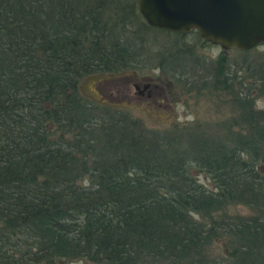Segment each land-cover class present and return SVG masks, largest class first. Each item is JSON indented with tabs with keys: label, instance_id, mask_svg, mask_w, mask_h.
<instances>
[{
	"label": "trees",
	"instance_id": "obj_1",
	"mask_svg": "<svg viewBox=\"0 0 264 264\" xmlns=\"http://www.w3.org/2000/svg\"><path fill=\"white\" fill-rule=\"evenodd\" d=\"M106 2L0 0V264H264L263 59L204 69L234 102L226 134L145 131L79 94L133 55Z\"/></svg>",
	"mask_w": 264,
	"mask_h": 264
},
{
	"label": "rangeland",
	"instance_id": "obj_2",
	"mask_svg": "<svg viewBox=\"0 0 264 264\" xmlns=\"http://www.w3.org/2000/svg\"><path fill=\"white\" fill-rule=\"evenodd\" d=\"M106 4L109 11H118V18L124 22L120 32L118 28L116 32L120 34L119 40L127 45L134 56L129 58V65L120 71L83 77L78 88L80 96L97 107H110L113 109L111 112L119 117L122 116L119 114L126 113L129 123H134V126L139 124L145 131L170 132L178 125L186 131L185 135L199 132L200 135L218 137L226 134L235 115L234 102L228 92L215 89L211 82L203 80L209 73L205 70L221 56L231 64L232 71L238 67L236 63L244 65V62L258 56L264 64V45L242 57L235 50L223 52L193 32L182 38L149 30L139 12L138 0H107ZM105 14L112 23L111 14ZM171 64H174V68ZM239 76L244 77V73H239ZM146 82L160 88L152 89L159 93L157 96L148 98L135 94L133 85ZM253 86L263 89V82L258 81ZM233 87L237 93L238 85L234 84ZM257 95L253 94L255 109L264 111V92L259 97ZM185 146L174 147L189 151L188 145ZM192 174L207 188L212 187L204 175H198L195 170H192ZM225 211L228 216L252 215L250 208L242 206H233ZM213 248L216 254H228L224 242L215 243ZM65 264L90 263L74 261Z\"/></svg>",
	"mask_w": 264,
	"mask_h": 264
},
{
	"label": "water",
	"instance_id": "obj_3",
	"mask_svg": "<svg viewBox=\"0 0 264 264\" xmlns=\"http://www.w3.org/2000/svg\"><path fill=\"white\" fill-rule=\"evenodd\" d=\"M154 29L188 34L223 51L247 52L264 44V0H138Z\"/></svg>",
	"mask_w": 264,
	"mask_h": 264
},
{
	"label": "flooded vegetation",
	"instance_id": "obj_4",
	"mask_svg": "<svg viewBox=\"0 0 264 264\" xmlns=\"http://www.w3.org/2000/svg\"><path fill=\"white\" fill-rule=\"evenodd\" d=\"M260 45H264V44H260ZM133 87L135 89V94L139 97L147 96L148 98H150L151 96H157L159 94L156 91L152 90L153 88H155V90H157L158 87L156 85H154L153 83H150V82H146V83H143L141 85L140 84H134ZM158 90H160V88H158Z\"/></svg>",
	"mask_w": 264,
	"mask_h": 264
}]
</instances>
